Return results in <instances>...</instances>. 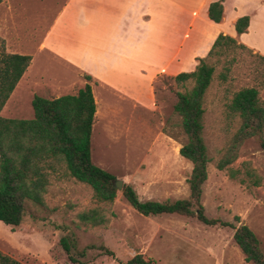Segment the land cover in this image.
Wrapping results in <instances>:
<instances>
[{
    "label": "rangeland",
    "instance_id": "1",
    "mask_svg": "<svg viewBox=\"0 0 264 264\" xmlns=\"http://www.w3.org/2000/svg\"><path fill=\"white\" fill-rule=\"evenodd\" d=\"M235 2L241 5V0ZM63 3L64 0H0V35L6 40V51L34 54V74L40 77L30 92L22 86L20 102L11 99L3 116L33 118L35 93L53 96V79L62 78L65 83L74 79L60 62L49 61L46 52L37 49ZM262 24L248 39L264 51V21ZM253 53L261 54L254 48ZM236 58L228 80L223 82L219 75L226 69V58L221 57L205 97V137L213 161L204 184L203 204L209 218L250 226L264 250V150L258 139H249L231 165L241 171L239 177L245 182L216 167L227 139L239 126L237 121L228 127L226 104L237 90L256 84L258 59L246 50H240ZM72 84L68 91L76 92L80 83ZM190 86V82L182 85L172 77H160L156 91L163 110L158 117L143 109L133 115L127 108L119 115L102 109L97 116L91 139L93 162L123 180V185H132L142 200H177L190 195L188 178L193 165L180 154L186 137L179 127L167 123L174 117L177 92ZM261 96L264 98V88ZM247 163L260 175V185H253L247 178ZM45 200L46 207L29 203V211L35 216L28 212L19 226L0 220V250L23 264H78L70 260L60 244L66 235L75 238L80 249L95 245L85 256H79L86 264H124L137 253L151 258L153 264H252L235 242L233 227L208 225L195 216L180 214L143 215L129 204L122 189L112 203L104 204L109 216L105 226L76 224L79 211L96 205L87 184L55 176ZM101 245L113 250L114 256L106 254Z\"/></svg>",
    "mask_w": 264,
    "mask_h": 264
},
{
    "label": "trees",
    "instance_id": "2",
    "mask_svg": "<svg viewBox=\"0 0 264 264\" xmlns=\"http://www.w3.org/2000/svg\"><path fill=\"white\" fill-rule=\"evenodd\" d=\"M224 1L210 4L209 17L220 22L224 15ZM250 16L236 20L238 34L248 31ZM248 51L258 59L255 69L256 84L237 90L226 104L225 118L228 127L239 122L231 132L221 156L216 162L220 170H228L232 178H240L241 171L231 165L239 158L242 146L251 138H257L264 150V55L253 53V49L239 43L236 37L221 33L209 54L200 59L197 68L182 72L173 79L182 85L191 86L177 92L174 117L168 119L172 127H179L185 134L180 154L188 159L192 171L188 178L190 195L177 200H142L135 188L124 184L123 194L129 204L143 215L180 214L195 216L208 225L230 226L235 229L234 240L252 264H264V250L257 234L245 223L238 226L220 218H209L203 204L204 184L209 177V165L213 161L205 137V97L213 82L216 64L225 56V71L219 75L223 82L228 75L239 51ZM229 56H232L229 59ZM228 58V59H227ZM32 61L30 54L6 51V40L0 35V220L12 227L19 226L28 214L29 203L46 207L45 195L53 177L71 178L92 188L96 205L79 211L77 225L105 226L109 216L104 204L112 203L119 193L117 177L95 164L92 159L91 139L96 114V100L91 84L92 76L85 74L88 81L75 94L55 98L35 95L32 100L33 118H13L1 115L10 95ZM258 79V81H257ZM166 133V132H165ZM173 137V135L168 134ZM248 167L245 174L253 185L261 184L257 171ZM245 182L244 178H240ZM32 216H35L30 212ZM240 222V217H235ZM76 222V221H75ZM60 244L70 260L86 264L79 256H85L95 245L77 247V240L63 236ZM106 254L114 251L101 245ZM76 251V254L74 253ZM0 264H23L18 259L0 250ZM124 264H153L152 259L137 253Z\"/></svg>",
    "mask_w": 264,
    "mask_h": 264
},
{
    "label": "crops",
    "instance_id": "3",
    "mask_svg": "<svg viewBox=\"0 0 264 264\" xmlns=\"http://www.w3.org/2000/svg\"><path fill=\"white\" fill-rule=\"evenodd\" d=\"M214 1L64 0L37 49L46 52L49 61L60 62L74 79L67 83L62 78L53 79V96L47 98L77 93L88 82L84 77L88 74L96 100L95 121L102 109L114 115L125 108L133 115L143 109L158 117L163 109L156 81L194 71L219 34L236 37L239 43L264 55L248 39L263 25L264 1L241 0L240 5L236 0H225L220 22L209 17ZM244 15L250 16L248 31L238 34L235 23ZM30 55L32 61L3 107L2 116L11 99L20 102L22 86L30 92L40 79L34 74L35 55ZM74 81L80 83L79 89L69 92ZM35 95L40 94L33 98Z\"/></svg>",
    "mask_w": 264,
    "mask_h": 264
},
{
    "label": "water",
    "instance_id": "4",
    "mask_svg": "<svg viewBox=\"0 0 264 264\" xmlns=\"http://www.w3.org/2000/svg\"><path fill=\"white\" fill-rule=\"evenodd\" d=\"M116 185H117V187H118L119 189H122V187H123V180H117V181H116Z\"/></svg>",
    "mask_w": 264,
    "mask_h": 264
}]
</instances>
